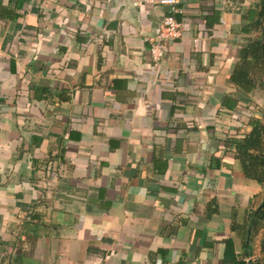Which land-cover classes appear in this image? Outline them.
<instances>
[{
  "label": "crops",
  "instance_id": "1",
  "mask_svg": "<svg viewBox=\"0 0 264 264\" xmlns=\"http://www.w3.org/2000/svg\"><path fill=\"white\" fill-rule=\"evenodd\" d=\"M259 3L0 0V264H264L228 141L264 122L230 78Z\"/></svg>",
  "mask_w": 264,
  "mask_h": 264
},
{
  "label": "trees",
  "instance_id": "2",
  "mask_svg": "<svg viewBox=\"0 0 264 264\" xmlns=\"http://www.w3.org/2000/svg\"><path fill=\"white\" fill-rule=\"evenodd\" d=\"M249 21L250 23L243 28L255 34L247 37L240 45L239 59L230 76L233 83L238 86L239 96L243 93L246 102L249 100L250 91L258 85L264 87V0H260L257 13L250 10ZM223 103L233 107L228 100H224ZM262 117L264 119V109ZM248 122L252 126L248 134L240 138L230 137L228 141L235 148L245 174L263 185V199L259 207L251 213V223L264 225V122L255 117L250 118ZM244 264L255 263L248 260Z\"/></svg>",
  "mask_w": 264,
  "mask_h": 264
},
{
  "label": "built area",
  "instance_id": "3",
  "mask_svg": "<svg viewBox=\"0 0 264 264\" xmlns=\"http://www.w3.org/2000/svg\"><path fill=\"white\" fill-rule=\"evenodd\" d=\"M162 4L171 6L172 11H176L174 4L177 0H158ZM182 35L180 22L174 17L173 13L165 14L159 23L158 31L152 39L150 45L151 60L161 61L166 49V41L170 38H177Z\"/></svg>",
  "mask_w": 264,
  "mask_h": 264
}]
</instances>
